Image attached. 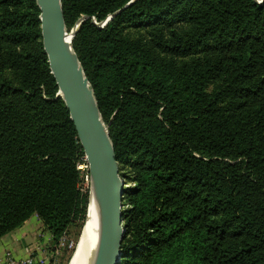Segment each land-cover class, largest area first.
Returning a JSON list of instances; mask_svg holds the SVG:
<instances>
[{
	"label": "trees",
	"instance_id": "obj_1",
	"mask_svg": "<svg viewBox=\"0 0 264 264\" xmlns=\"http://www.w3.org/2000/svg\"><path fill=\"white\" fill-rule=\"evenodd\" d=\"M131 1L61 0L127 185L118 264H264V0ZM57 92L36 1L0 0V237L36 215L52 250L88 203Z\"/></svg>",
	"mask_w": 264,
	"mask_h": 264
},
{
	"label": "water",
	"instance_id": "obj_2",
	"mask_svg": "<svg viewBox=\"0 0 264 264\" xmlns=\"http://www.w3.org/2000/svg\"><path fill=\"white\" fill-rule=\"evenodd\" d=\"M35 1L39 10L41 42L58 88L57 96L69 113L88 165L87 209L94 203L99 224L98 241L90 264H118L125 233L122 212L127 185L120 174L114 146L93 87L72 43L79 25L87 17L80 18L68 29L61 0Z\"/></svg>",
	"mask_w": 264,
	"mask_h": 264
},
{
	"label": "crops",
	"instance_id": "obj_3",
	"mask_svg": "<svg viewBox=\"0 0 264 264\" xmlns=\"http://www.w3.org/2000/svg\"><path fill=\"white\" fill-rule=\"evenodd\" d=\"M41 231V223L38 217L33 215L21 227L0 237V250H10L15 256L25 257L28 249H36L40 246ZM43 234L47 235L46 232Z\"/></svg>",
	"mask_w": 264,
	"mask_h": 264
},
{
	"label": "rangeland",
	"instance_id": "obj_4",
	"mask_svg": "<svg viewBox=\"0 0 264 264\" xmlns=\"http://www.w3.org/2000/svg\"><path fill=\"white\" fill-rule=\"evenodd\" d=\"M86 224V219H84L82 226L80 228H75L73 231L70 233L71 235H66L67 237V242L64 246L60 247V249L57 247L52 250L53 244L51 239H49V235L47 234L46 236L43 234L44 231L40 232L39 235V240L41 242L39 246L40 250L42 252L40 253V259L41 262H37L36 264H48L51 263L53 260L54 264H69L71 258L73 257L78 244L81 241L84 228ZM36 250V249H35ZM37 255V254H36Z\"/></svg>",
	"mask_w": 264,
	"mask_h": 264
},
{
	"label": "bare ground",
	"instance_id": "obj_5",
	"mask_svg": "<svg viewBox=\"0 0 264 264\" xmlns=\"http://www.w3.org/2000/svg\"><path fill=\"white\" fill-rule=\"evenodd\" d=\"M99 235L98 216L94 203L87 209L86 224L80 243L69 264H90Z\"/></svg>",
	"mask_w": 264,
	"mask_h": 264
},
{
	"label": "built area",
	"instance_id": "obj_6",
	"mask_svg": "<svg viewBox=\"0 0 264 264\" xmlns=\"http://www.w3.org/2000/svg\"><path fill=\"white\" fill-rule=\"evenodd\" d=\"M77 168L80 169L83 173L81 189L84 190L88 187L89 184L88 165L85 160V157L83 159V162L78 163ZM67 241V237L63 236L59 240L58 248L60 249V247L64 246ZM39 252H42L39 247H37L36 250L28 249V254L25 257H18L15 256L10 250H0V264H36L37 262H41L42 260L39 257ZM48 264H54L53 260L51 261V263Z\"/></svg>",
	"mask_w": 264,
	"mask_h": 264
}]
</instances>
